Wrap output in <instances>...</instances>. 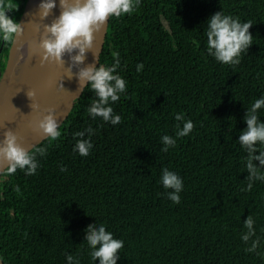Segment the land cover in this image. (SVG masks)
Returning a JSON list of instances; mask_svg holds the SVG:
<instances>
[{"label":"trees","instance_id":"16d2710c","mask_svg":"<svg viewBox=\"0 0 264 264\" xmlns=\"http://www.w3.org/2000/svg\"><path fill=\"white\" fill-rule=\"evenodd\" d=\"M2 3L11 15L20 0ZM218 11L253 24L238 65L207 53L205 22ZM114 53L127 81L112 105L121 123L93 120L86 109L95 97L85 88L60 136L30 150L36 174L0 176L4 264H99L86 237L100 224L124 241L117 264H264L245 251L256 237L241 240L252 216L264 253V182L246 190L248 153L238 143L248 107L264 94V0H141L130 15L110 17L99 64L111 66ZM177 113L194 128L164 152L160 138L175 136ZM89 127L94 148L82 157L74 133ZM164 167L184 182L179 204L159 183Z\"/></svg>","mask_w":264,"mask_h":264},{"label":"clouds","instance_id":"9594fccd","mask_svg":"<svg viewBox=\"0 0 264 264\" xmlns=\"http://www.w3.org/2000/svg\"><path fill=\"white\" fill-rule=\"evenodd\" d=\"M140 2L141 0H59L60 14L51 24L45 25L47 36L40 42L43 61L64 64L65 54L75 51L76 54L70 56L72 65H83L86 53L92 48L94 33L102 30L109 17L130 15L140 5ZM11 7V4H4L0 0V38L6 42H12L24 30L19 21L8 15ZM56 7L57 0H41L40 15L47 17ZM205 23L208 55L219 63L229 66L238 65L241 62L242 54L247 52L250 45L253 44V35L249 31L253 25L252 22H241L239 18L218 11L212 14ZM120 65L119 53H114L111 66L90 64L80 67L76 73L80 87L86 86L95 97L86 109L93 120L100 119L111 125L121 123V116L116 114L112 107L121 99L122 95L127 94V81L117 74ZM143 67L142 63L137 64L136 71H142ZM68 71L69 77H71V67L68 68ZM27 95L31 99L33 94L27 93ZM261 108H264V94L255 99L248 107L244 116L246 128L240 131L238 137L241 148L248 153L244 165L248 172L249 183L246 189L248 191L253 187L251 181L264 182V120L260 119L258 112ZM174 118L178 122L175 136L166 134L160 138L163 145L161 150L164 152L175 146L177 138L189 135L194 128L193 121L185 119L182 113H177ZM59 125L54 110H50L39 122V128L49 138L60 136ZM92 135H94V130L91 127L75 132L74 137L79 139H76L73 151L82 157H87L94 148L91 140ZM86 136L88 138H85ZM39 154L43 155L44 149H40ZM0 158L7 161L5 169L7 175L15 174L18 169L26 175H34L39 167L36 156L18 143L16 134L11 130L4 133L3 142L0 144ZM65 170L61 166V171ZM159 183L165 190H173L168 192L167 199L174 204H179L180 193L184 188L182 178L176 172L164 167L161 169ZM17 191H19L18 188ZM254 223L252 216L245 220L244 225L248 231L241 237V240L248 244L250 239L255 236L256 238L251 239V244L245 248V251L264 255L258 251L262 244V238L257 236L256 229L253 227ZM88 233L86 241L90 248L91 260L99 259V264H117V260L120 258L119 250L124 247V241L115 238L103 224H100L99 227L89 225ZM68 259L71 261L73 257L69 256ZM76 264H81L80 260H77Z\"/></svg>","mask_w":264,"mask_h":264},{"label":"water","instance_id":"95a60500","mask_svg":"<svg viewBox=\"0 0 264 264\" xmlns=\"http://www.w3.org/2000/svg\"><path fill=\"white\" fill-rule=\"evenodd\" d=\"M41 0H27L20 23L28 32L29 43L25 49L19 35L13 40L6 68L0 75V144L6 131H13L18 143L32 150L47 137L39 128V122L50 110H54L59 128L70 116L86 86L81 88L76 78L80 67L90 64L98 66L106 42L109 20L102 30L94 33L92 48L86 53L83 65L73 66L71 54H65L64 64L43 61L40 42L46 38L45 25L59 16L57 7L47 17L40 15ZM72 76L69 77L68 68ZM27 93H32L31 99ZM7 167V161L0 158V176ZM0 264H4L0 257Z\"/></svg>","mask_w":264,"mask_h":264},{"label":"flooded vegetation","instance_id":"af4514ba","mask_svg":"<svg viewBox=\"0 0 264 264\" xmlns=\"http://www.w3.org/2000/svg\"><path fill=\"white\" fill-rule=\"evenodd\" d=\"M21 6H22V0H20V4L16 7V9L13 11V13L11 15H9L14 20L19 21V22H20L21 16H22L24 8H25V6H23L24 8ZM22 9H23V11H22ZM12 44H13V41L12 42H6L2 39L1 47H0V75L3 73L4 69L6 68V64H7L8 58H9V55L7 57L6 53H8V54L10 53V49L12 47ZM8 46H10V49H9V52H6V49L8 48Z\"/></svg>","mask_w":264,"mask_h":264},{"label":"bare ground","instance_id":"6f19581e","mask_svg":"<svg viewBox=\"0 0 264 264\" xmlns=\"http://www.w3.org/2000/svg\"><path fill=\"white\" fill-rule=\"evenodd\" d=\"M20 41H21V44L23 45V47L26 49L27 46H28V43H29V35H28V32L26 31H23L20 35Z\"/></svg>","mask_w":264,"mask_h":264}]
</instances>
